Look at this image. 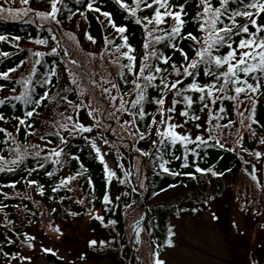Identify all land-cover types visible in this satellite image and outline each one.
<instances>
[{"label": "trees", "instance_id": "1", "mask_svg": "<svg viewBox=\"0 0 264 264\" xmlns=\"http://www.w3.org/2000/svg\"><path fill=\"white\" fill-rule=\"evenodd\" d=\"M35 1L37 0H29L32 7ZM86 2L87 0H79V3L77 0H63L64 6L61 7L58 19L65 25L70 21L68 19L70 14L75 13L74 16H78L80 12H84L85 16L81 17L85 29L95 40V43L91 44L95 47L99 46L94 53L102 50L105 55L114 54L113 44L122 43L120 37L107 25L106 18L100 13L87 10ZM127 2L131 4V0ZM174 2L182 3L184 0H174ZM196 3L197 0H187L186 11L189 17L186 19L189 22L185 25L184 31L198 35L197 26L190 19V16L195 14ZM9 4H11L10 0L0 3V6ZM20 4V0H13L12 5ZM95 6L100 7L102 11L110 12L117 25H127L126 35L129 37V43L136 49L138 64L143 52L142 27L137 25L115 0H95ZM139 14L149 13L145 10ZM0 34L9 36L10 41L17 36L21 38L14 42H0V53H9L8 56L0 55V72L8 71L10 68L16 69L15 72H9L8 79L0 77V100L19 95L24 90L22 84L17 81L27 78L30 74L35 61L33 53L36 51L44 52L45 56L41 64L36 65L37 72L33 76L31 85L33 99H40L44 93L48 94L37 108L38 114L31 118H25V113L30 111L33 105H25L22 101L12 99H7L3 105H0V114L5 117V120L0 121V129L11 134L8 136L0 131V156H4L6 160L14 159L16 155L14 150L17 145H19L20 154L24 156L18 166H11L13 171L0 172V264L18 253L22 246L29 244L27 237H33L32 227L38 226V222L53 227L60 221L86 216L89 208L100 210L98 216L103 220L95 218V235L99 242L104 241L103 245L108 246L104 251L98 250L96 255L108 257L113 264H141L133 249L134 231L133 223L129 224V215L137 211L139 215L135 218H140L144 215V209L146 217L142 225L141 238L143 243L146 241L150 261L153 262L156 252H159L161 258L169 248L165 241L168 238L169 228L174 232V219L183 215L198 214L200 206L198 202L205 201L211 194L223 195L230 186L236 184L242 172L248 173L252 170V163L248 160L253 159L260 140L264 139V94L256 97L255 119L258 122L250 121L251 134L241 137L237 146L228 145L222 137L213 132L214 140H209L208 146L197 149L198 156L189 153L188 166L181 167L184 163V148L181 145L177 144L175 147H167L157 152L160 146L153 145L151 142L156 137L154 134L146 135L145 140L149 141L146 149L137 147V142L132 140L133 149L141 157L145 168L141 183L138 181L114 183L113 180L106 178L104 165L97 158L89 136L84 131H72L64 127L66 125L64 122L69 121L67 117H72L70 121L77 122L75 106L81 101V94L76 83L74 84L68 77L65 56L58 50L57 54H51V48H57L56 41L52 39V32H49L45 24L35 22L32 16H18L13 19L0 14ZM105 37L113 43L106 45ZM36 39H46L48 43L38 45L35 43ZM20 41L33 44L35 49L24 47L19 43ZM16 44L19 46H15ZM180 46L189 53L190 57L192 56L191 41H182ZM157 48L171 56L172 61L178 64L183 62L179 52L161 45H157ZM121 63H127V61L122 58ZM82 64L92 70L91 65H86L84 62ZM112 65L114 84L118 85L119 94L127 97L128 95L124 93L130 91L132 85L125 84L124 80L130 81L131 75L125 70L124 78H121L120 66ZM53 69H55V76H49ZM76 69L75 64L72 70ZM168 70L171 71L170 68ZM46 78L50 79L51 83H45ZM170 78H174V75ZM200 79L206 81L208 78L202 75ZM114 90L117 94V90ZM93 91L96 93V89ZM157 95L156 89L149 90V96ZM245 102L251 105L250 101ZM218 106L219 103L216 107ZM223 106L225 112L221 114V119L213 118V125H220L219 129H227L231 125L224 126L228 125L229 121L235 122L237 119L238 111L234 101L225 100ZM156 107L153 103L145 102L149 117L156 114ZM182 107L177 105L178 109ZM195 107L196 114L204 118V114L198 111L199 105ZM149 117L144 120L137 117L133 123L140 128V131L147 132L146 124L149 122ZM19 119H25V124L20 125ZM131 119L133 120L132 117ZM29 124L31 128L28 127ZM192 124L195 128V123L192 122ZM253 132L255 135L252 134ZM61 136L66 141L63 144L60 142ZM215 139H219L225 147L214 146ZM53 148L63 149V154L58 158L59 164L53 163L56 158L48 155ZM36 152L40 155L37 156ZM142 152H147L149 155H142ZM172 153L180 159H174ZM46 156L47 159H45ZM159 156L168 160V167L179 174L163 173L156 167ZM246 161L247 165L244 164ZM41 163L44 164L43 168L39 167ZM197 165L203 169L222 172L223 175L214 176L211 172L198 173L195 171ZM48 172H51L52 176L47 175ZM77 173L80 175L77 176ZM186 173L194 175L189 176ZM70 175L75 176L76 179L67 186L60 185V181ZM29 180L37 183L29 185ZM13 184L15 187H11ZM40 187L43 188V194L40 192ZM54 188L56 191H53ZM105 194L109 196L110 203L104 202ZM109 221H115V223L110 224ZM8 240H13L15 243L10 244ZM5 253L8 255L6 256Z\"/></svg>", "mask_w": 264, "mask_h": 264}, {"label": "snow or ice", "instance_id": "2", "mask_svg": "<svg viewBox=\"0 0 264 264\" xmlns=\"http://www.w3.org/2000/svg\"><path fill=\"white\" fill-rule=\"evenodd\" d=\"M21 4H29V0H20ZM50 4L49 11H35V16L41 21H51L59 25L61 21L58 19V14L61 11L63 0H48ZM79 3V0H77ZM119 7L124 10L129 17H131L137 25L143 29V52L139 57L135 54L136 49L129 43L127 33V25H117L112 18V14L107 11H102L100 7L95 6V0H87L86 7L89 11L100 13L106 18L107 25L110 26L117 36L120 37L122 43L113 44L114 59L113 63L120 66V76L124 78L125 70L131 75V80L125 79V84L131 83L130 91L125 92L124 95L134 97L129 100H124L123 95L119 94L117 84H111V88H104L105 93H110L112 89L117 90V95H110L109 99L115 102L119 99L118 112H127L133 120L124 121L125 125L132 124L135 129L131 135H138L140 140L145 139L146 135L154 134L156 139H152L153 145H159L157 152L167 147H175L177 144L184 148L183 160L181 167L188 166L189 153L198 156L197 149L202 146H208L209 140H214L213 130L219 128L220 125H213V118L221 119V114L225 112L223 101L231 100L235 102V106L239 115L241 116L240 124L251 128V123H257L255 119L256 97L259 94H264V0H197L195 14L190 16L191 22L197 26V34L192 32H185V25L189 22L186 17L189 13L186 11L187 0L184 2H174V0H131V4L127 0H115ZM147 12L149 14L140 15L139 13ZM34 11L31 8L7 9L8 15L15 19L17 16H27L29 12ZM80 16L84 17L85 13L80 12ZM75 13L69 15L71 20ZM86 19V17H85ZM99 19V17L97 18ZM243 21V22H241ZM52 31L51 28L48 29ZM238 38V39H237ZM20 37L12 38L0 34V42H14L20 40ZM55 40L56 36L53 35ZM88 39L95 43L94 38L88 35ZM191 41L192 56L180 46L182 41ZM35 43L38 45H46V39H36ZM113 43L105 37V44ZM157 45L166 46L179 52L182 57V63L172 61V57L161 52ZM15 46H19L16 44ZM227 49V51H222ZM118 53L119 55H115ZM51 54H57V48H51ZM0 55L8 56L9 53L3 52ZM35 61L32 65L31 72L27 78L17 81L22 84L23 91L19 95L6 97L5 100H0V105H3L7 99L22 101L25 105H33L30 111L25 113V118H31L37 113V108L40 107L42 100L47 98V93H44L40 99H33L31 85L33 84V76L37 72L36 65L41 64L42 58L45 56L44 52L36 51L33 53ZM125 59L127 63H121V59ZM23 63V62H22ZM167 66V67H165ZM171 69L169 72L168 69ZM15 68H10L8 71L0 72V77L4 79L9 78V72H15ZM174 75V79H171ZM207 77L206 81L201 80V76ZM49 76H55V69H53ZM190 81V82H186ZM74 84L76 81L73 79ZM45 83H51V80L46 78ZM95 83V81H93ZM156 89L158 95L155 97L149 96V90ZM15 92V89H13ZM169 96L171 97L170 99ZM243 96V98H241ZM150 102L156 105V114L149 117V113L145 109V102ZM245 101H250V108H245L249 112L246 117L251 121L250 124L245 125L244 111L240 110V106L244 105ZM219 103V106L216 107ZM127 105H130L128 107ZM177 105L183 107L178 109ZM196 105H199L198 111L204 114V121L201 123V115H197ZM75 107L79 108V105ZM177 113L182 118L181 121H175L173 114ZM88 115H93L90 110ZM157 116L159 119H157ZM139 117L144 120L149 117V122L146 124L147 132L140 131V128L133 123ZM72 120V117H67ZM5 120V117L0 114V121ZM190 122L195 123V128L202 129L207 125V135H193L190 131H182ZM234 122L229 121L228 127ZM19 124L24 125L25 119H19ZM31 128V124L28 125ZM66 127V125H64ZM81 130L84 132H91V127H86L84 124L76 122L72 131ZM6 133V130L0 129ZM19 131V128H17ZM255 135V133H252ZM59 135V133H57ZM43 139V137H41ZM61 144L66 141L61 136ZM107 144L108 141L104 140ZM260 144L264 145V139L260 140ZM194 145V147H189ZM92 148L97 154V158L104 164V172L107 179L116 176L104 160V154L101 149L97 147L95 141L92 142ZM214 146L224 148L225 144L221 143L219 139H215ZM35 147V146H33ZM234 150V149H233ZM15 158L6 160L4 156H0V172L13 171L12 165H19L24 159L20 154L19 145L15 148ZM137 151H141L137 149ZM63 154V149L53 148L48 154L55 157L53 163L59 164L58 159ZM39 156L40 153L36 152ZM142 155H149L147 152H142ZM255 157L259 159L264 156V153L257 151L254 153ZM174 159H180L172 153ZM48 157L46 156L45 159ZM159 163L156 164L163 173L170 175H178L168 167L169 161L165 160L163 156L158 157ZM247 163V161L245 162ZM8 165V167H5ZM122 166V165H121ZM40 168L44 164L39 165ZM198 173L211 172L212 175H223L222 172H215L212 169H203L198 165L195 168ZM130 172H125V177L129 176ZM193 176V173H186ZM47 175L52 176L51 172ZM80 173H77L79 176ZM75 176H68L60 181V185L67 186ZM253 179L255 176L253 175ZM91 182V181H89ZM121 184L125 180L119 181ZM37 182L29 180L28 184L33 185ZM142 186V185H141ZM15 187V184L11 185ZM53 191H56L54 188ZM135 191V189H133ZM40 192L43 194V188L40 187ZM6 195V194H5ZM104 202L110 203V198L107 194L104 195ZM119 199V197H117ZM215 219V217H213ZM96 219L103 220L102 217L97 216ZM114 224L115 221H109ZM55 231L58 233L61 230L57 227ZM62 234V233H61ZM139 235V233H137ZM175 233L171 228L168 230V238L165 244L169 247L174 246L172 237ZM29 241L28 246L34 247L31 241L35 237H27ZM8 243H15L13 240H8ZM101 245L105 242L100 241ZM96 240L89 241V247L95 246ZM44 252L53 253L52 249L44 248ZM7 256L8 254L5 253ZM153 264H165V261L160 259L159 252H156ZM20 256L16 253L12 259ZM21 260H30L31 257L20 256Z\"/></svg>", "mask_w": 264, "mask_h": 264}, {"label": "rangeland", "instance_id": "3", "mask_svg": "<svg viewBox=\"0 0 264 264\" xmlns=\"http://www.w3.org/2000/svg\"><path fill=\"white\" fill-rule=\"evenodd\" d=\"M3 2L8 0H0V3ZM10 2L9 5L0 6L1 15L11 17L7 13L9 8H31L34 11L29 12L27 17L32 16L35 22L45 24L56 36L57 50L64 54L68 62L65 64L68 77L71 81H76L81 94L77 122L92 128L91 132L85 134L89 136L91 143L95 141L104 154L108 167L116 173L111 179L114 183L120 180L141 183L145 168L141 157L133 149L132 140L142 149L147 148L149 141L140 140L137 135L135 139V136L131 135L135 130L133 125L124 124V121L132 120L131 116L127 112L117 111L119 99L115 102L109 99L110 95H117L115 90L112 89L110 93L103 91L114 84L113 53L105 55L102 50L94 53L99 46L91 44L93 42L88 39L89 34L80 15L73 16L65 25H57L51 21H41L34 14L35 11H49L48 0H37L33 7L30 3L16 6L12 5L13 0ZM19 43L29 49H35L31 43ZM96 60L100 61L94 62ZM82 62L91 65L92 70ZM75 64L77 69L72 70ZM93 89H96V93ZM123 98L132 99L129 96ZM170 98L169 96L168 99ZM250 106L247 102L240 106V110L244 111L245 125L250 124L246 119L249 112L245 111V108ZM90 110L93 112L91 116L88 115ZM173 116L175 121L182 120L177 113ZM240 119L241 116L237 113V119L230 127L214 128L213 132L222 137L228 145L237 146L241 137L251 134V128L241 125ZM69 121L64 124L72 130L76 122ZM203 121L204 118L200 122ZM207 127L205 125L204 128L196 130L190 122L182 131H190L193 136L206 135ZM104 140L108 143L105 144ZM257 151L264 153V145L259 144ZM248 161L252 163V170L248 171L247 168L248 173L242 172L236 184L230 186L223 195H209L205 201L198 202V214H188L174 220V246L160 258L165 264H264V156L259 159L254 156ZM125 172L131 174L125 177ZM99 214L100 210L89 208L86 216L60 221L53 227L38 222V226L32 227L34 247L26 244L18 250L20 256L31 259L10 257L3 264H113L108 257L96 255L98 250L104 251L108 247L101 245L99 239H96L94 222ZM137 215V211L129 215V224L136 226L139 223L141 218H135ZM57 227L61 230L60 233L55 231ZM90 240H96L97 244L89 247ZM138 240L136 242L138 252L142 254L141 264H152L146 241L143 243L141 235ZM44 248L52 249L55 254L44 252Z\"/></svg>", "mask_w": 264, "mask_h": 264}]
</instances>
